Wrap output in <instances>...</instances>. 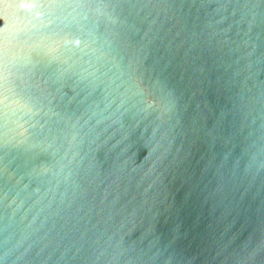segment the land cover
Returning a JSON list of instances; mask_svg holds the SVG:
<instances>
[{
  "label": "water",
  "instance_id": "water-1",
  "mask_svg": "<svg viewBox=\"0 0 264 264\" xmlns=\"http://www.w3.org/2000/svg\"><path fill=\"white\" fill-rule=\"evenodd\" d=\"M0 264H264V0H0Z\"/></svg>",
  "mask_w": 264,
  "mask_h": 264
}]
</instances>
